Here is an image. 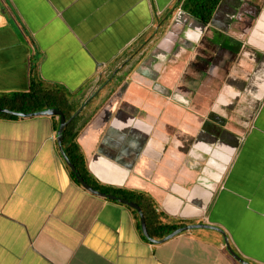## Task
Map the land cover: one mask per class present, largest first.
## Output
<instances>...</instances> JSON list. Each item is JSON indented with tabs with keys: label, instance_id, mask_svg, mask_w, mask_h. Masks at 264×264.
Returning <instances> with one entry per match:
<instances>
[{
	"label": "crops",
	"instance_id": "0c3cea01",
	"mask_svg": "<svg viewBox=\"0 0 264 264\" xmlns=\"http://www.w3.org/2000/svg\"><path fill=\"white\" fill-rule=\"evenodd\" d=\"M182 2L0 0V95L26 90L35 66L84 103L77 142L97 181L147 193L165 222L217 226L264 264V0H221L208 24ZM152 41L153 77L141 59L130 78L154 97L106 94ZM162 95L177 100L163 115ZM57 131L52 116L0 119V264H242L212 228L145 241L126 205L71 178Z\"/></svg>",
	"mask_w": 264,
	"mask_h": 264
},
{
	"label": "trees",
	"instance_id": "16d2710c",
	"mask_svg": "<svg viewBox=\"0 0 264 264\" xmlns=\"http://www.w3.org/2000/svg\"><path fill=\"white\" fill-rule=\"evenodd\" d=\"M221 0H183L182 9L195 17L204 24H208L219 5ZM35 66H31L30 82L26 90H19L8 94L0 95V106L16 111L35 112L47 108H58L63 111L67 120H69L78 110V106L71 104L68 93L55 85L46 83L35 76ZM54 119V127L58 130L60 125V117L58 115L52 116ZM77 117L75 116L65 127L63 132V146L65 152L71 162L79 170L83 178L89 185L95 189L111 193L127 200L136 202L142 209L148 232L152 238L159 240L173 232L179 227L185 226L183 222H165L162 218V213L157 210V205L154 199L145 192L117 188L100 183L91 174L86 157L77 142L79 129L77 128ZM0 119L4 120H23L24 117L10 115L0 112ZM67 169L71 178L82 187L74 172L68 167ZM132 212L137 230L141 237L149 242L142 231L139 212L127 206Z\"/></svg>",
	"mask_w": 264,
	"mask_h": 264
},
{
	"label": "water",
	"instance_id": "95a60500",
	"mask_svg": "<svg viewBox=\"0 0 264 264\" xmlns=\"http://www.w3.org/2000/svg\"><path fill=\"white\" fill-rule=\"evenodd\" d=\"M81 109H82V107L80 109H78V111L69 120H67L63 111L58 109V108H47V109L35 111V112H23V111H16V110H12V109H8V108H4V107L0 106V112L7 113L10 115L19 116V117H24V118L58 115L60 117V125H59L58 131H57V141H58L59 151H60L61 156L65 160L66 164L68 165V167H70V169L76 175V178L78 179V181L80 182L82 187L94 195H97V196H100L103 198H107L110 200H114V201L122 203L126 206H129L131 208L136 209L140 214L142 231L149 241L154 242V243H162V242H165V241L173 238L174 236H176V235H178L184 231L190 230V229H194L197 227L212 228V229H216V230L220 231L221 233H223V235L225 237L227 248H228L229 252L233 255V257H235L242 264H252V263H249L248 261H246L245 259H243L241 256H239L232 249V247L229 243L228 237L226 236V234L224 233V231L221 228H219L217 226L210 225V224L200 223V224L185 225V226L177 228L176 230H174L173 232H171L170 234H168L164 238L156 240V239L152 238L151 235L149 234L144 213H143L141 207L136 202L127 200L123 197H120V196H117V195H114L111 193L99 191V190L95 189L94 187H92L91 185H89L88 182L83 178V176L81 175L79 170L76 168V166L71 162V160L67 156L65 149H64V146H63L64 129H65L66 125L81 111Z\"/></svg>",
	"mask_w": 264,
	"mask_h": 264
},
{
	"label": "rangeland",
	"instance_id": "374dc122",
	"mask_svg": "<svg viewBox=\"0 0 264 264\" xmlns=\"http://www.w3.org/2000/svg\"><path fill=\"white\" fill-rule=\"evenodd\" d=\"M154 44H155V42L152 41V43H149L144 50L141 49V51L139 52V54L136 55V58H138V59H135V58H133V59L131 58L130 59V61H129L128 65H127L128 67H127L126 71L124 72V74H120L117 77L118 79L117 78L113 79V82L111 83L110 87L107 89V93L106 94H108V95L109 94L110 95L114 94L116 92L115 90L117 89V87L122 83V84H124L123 85V88H129L130 87V89H131L134 86L143 87V88L149 90V93L152 92L153 95H151V96L154 97L155 93L158 91L156 88L152 87L149 83H146V84L145 83H141L140 84L139 81H134L132 78H130V75L135 70L136 65L141 64L142 62L148 64L149 67L148 66H145L144 68H146V72L150 73V77H153L152 63H153V60H154L153 59L154 58V55L152 54V52H153L152 49H153ZM176 56L177 55L174 54L173 57H176ZM139 59H140V61H137ZM141 59H142V62H141ZM181 59H186V56H181ZM155 62H157V59L155 60ZM139 68H137V69H139ZM100 88L102 89V87H100ZM160 89L161 90L159 91V94H160L161 91H162V93H164L165 92L164 89H166V88L165 87H160ZM124 90H126V89H124ZM170 90H171V88H170ZM178 92L179 93L174 92L172 96L173 97L176 96L178 99H181V97L184 96L187 93V90L185 92V87H184V89H181V91H178ZM249 92H250L249 91V88L245 87L244 88V91H243L244 94H242V96H244L246 99L245 100H242L241 103L239 104V107H238V111H241V114H240L241 115V118L240 119L242 121V124H243V122L246 123L245 120L249 118L250 114H252V111L254 110V108L250 106L249 97H251V96H250ZM259 92H258V94H259ZM183 93H185V94H183ZM156 95H158V93ZM147 97H148V95H146L144 97V100L145 101H142V102H149L148 99H146ZM161 99H162L161 100V103H160L161 112H162L161 115H163V113L165 112V111H163L165 106L166 107L169 106L170 108H172V107H174V104H177V102H176L177 100L175 98H172V97L168 98V96H166V95H162ZM88 101L89 100H87L86 103ZM90 104H91V102L89 103V105ZM181 104L184 105L185 103L183 102ZM83 106H84V103L81 104L78 109H80Z\"/></svg>",
	"mask_w": 264,
	"mask_h": 264
}]
</instances>
